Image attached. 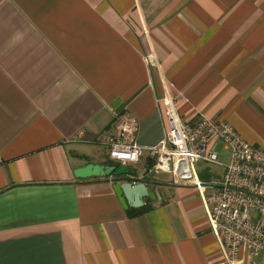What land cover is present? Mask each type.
Returning <instances> with one entry per match:
<instances>
[{
    "label": "crops",
    "instance_id": "0c3cea01",
    "mask_svg": "<svg viewBox=\"0 0 264 264\" xmlns=\"http://www.w3.org/2000/svg\"><path fill=\"white\" fill-rule=\"evenodd\" d=\"M166 93L264 145V0H0V264H224L193 186L146 177L156 198L134 207L74 174L110 160L121 113L161 143Z\"/></svg>",
    "mask_w": 264,
    "mask_h": 264
},
{
    "label": "built area",
    "instance_id": "2783aa9c",
    "mask_svg": "<svg viewBox=\"0 0 264 264\" xmlns=\"http://www.w3.org/2000/svg\"><path fill=\"white\" fill-rule=\"evenodd\" d=\"M147 58L157 64L154 51ZM161 104L167 121L162 142L140 145L138 119L121 113L115 117L112 133L100 138L108 146L109 159L130 166L148 154L154 163L130 175V182L169 173L175 183L193 186L206 208L224 264H238L243 249L264 256V145L251 144L225 120L205 115L194 121L184 119L170 93ZM219 148L226 152L227 163L220 161ZM200 165H205L201 171ZM211 166L223 168L222 175L201 178L200 173L206 169L210 173Z\"/></svg>",
    "mask_w": 264,
    "mask_h": 264
},
{
    "label": "water",
    "instance_id": "95a60500",
    "mask_svg": "<svg viewBox=\"0 0 264 264\" xmlns=\"http://www.w3.org/2000/svg\"><path fill=\"white\" fill-rule=\"evenodd\" d=\"M74 174L77 178H91V177H107V176H121L135 174V170H130L126 165H119L116 162L109 163H88L84 166L76 168ZM117 195L125 204H130L134 207L143 205V199L156 198L153 188L149 187L145 182H138L136 184L129 180L117 183L114 186ZM124 195V198L122 197Z\"/></svg>",
    "mask_w": 264,
    "mask_h": 264
},
{
    "label": "rangeland",
    "instance_id": "374dc122",
    "mask_svg": "<svg viewBox=\"0 0 264 264\" xmlns=\"http://www.w3.org/2000/svg\"><path fill=\"white\" fill-rule=\"evenodd\" d=\"M219 150V152H220V161L221 162H223V163H227V161H228V157H227V155H226V152H224L223 150H222V153H221V148H219L218 149ZM153 164V163H152ZM151 164V165H152ZM150 165V166H151ZM149 166V165H148ZM205 165H200L199 166V170L201 171L202 169H203V167H204ZM212 167V169H211V171H210V174H208V178L209 179H218L219 177H220V175H222V172H223V168H221V167H216V166H211ZM207 171H208V169H207ZM149 177H151V176H149ZM154 189V191H155V188H153ZM157 189V188H156ZM155 194H156V192H155Z\"/></svg>",
    "mask_w": 264,
    "mask_h": 264
},
{
    "label": "trees",
    "instance_id": "16d2710c",
    "mask_svg": "<svg viewBox=\"0 0 264 264\" xmlns=\"http://www.w3.org/2000/svg\"><path fill=\"white\" fill-rule=\"evenodd\" d=\"M109 162H113V161H111V160H108V162L107 163H109ZM153 163V161H150L149 163H148V165L150 166L151 164ZM208 172H207V170H203L201 173H200V176H201V178H203V179H206V178H208ZM115 177V181H119V180H122L124 177H121V176H114ZM146 209V208H145Z\"/></svg>",
    "mask_w": 264,
    "mask_h": 264
},
{
    "label": "bare ground",
    "instance_id": "6f19581e",
    "mask_svg": "<svg viewBox=\"0 0 264 264\" xmlns=\"http://www.w3.org/2000/svg\"><path fill=\"white\" fill-rule=\"evenodd\" d=\"M112 161V160H111ZM114 162V161H113ZM117 163V162H116ZM119 165H124V164H119ZM126 166H128L129 167V165H126ZM131 166V165H130ZM136 173V172H135ZM134 175V174H133ZM130 175H128V176H125L122 180H119V181H116V182H123V181H126V180H129L130 179V177H129ZM107 177H114V175H111V176H107ZM114 179H115V177H114Z\"/></svg>",
    "mask_w": 264,
    "mask_h": 264
}]
</instances>
